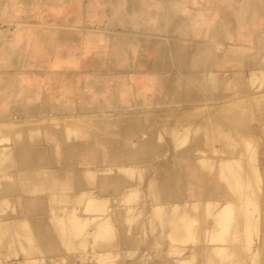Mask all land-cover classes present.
<instances>
[{
  "label": "rangeland",
  "instance_id": "374dc122",
  "mask_svg": "<svg viewBox=\"0 0 264 264\" xmlns=\"http://www.w3.org/2000/svg\"><path fill=\"white\" fill-rule=\"evenodd\" d=\"M241 47L231 53L241 57L252 52L248 62L234 71H219L217 80L204 77L199 87L203 92L172 103L177 107L166 115L165 124H157V117L145 119L150 124L144 135L155 137L156 149L166 138L170 155L105 160L104 140L114 147L122 144L116 139L134 134L130 127L122 133L110 116L103 121L109 126L95 123L85 139L81 131L62 126L8 133V140L0 143L9 147L0 151V264H185L181 261L193 252L202 254L188 264H215L209 257L217 260L216 245L230 248L231 254L235 246L236 251L217 264H245L241 244L247 238L246 263L264 264V31L252 49L243 54ZM254 68L263 71L251 78ZM206 81L209 90L217 88L218 93L207 92ZM227 99L234 103L223 106L222 127L210 130L211 112ZM196 105L203 108L196 110ZM126 147L123 144L122 152ZM221 158L238 159L246 166L245 175L221 174ZM85 168L95 172L85 173ZM162 188L169 193L164 201ZM196 199L216 202L217 208L225 202L241 203L238 222L215 233L213 207L207 220L199 212V219L187 226L183 202ZM244 212L250 219L246 229L240 222ZM94 214L106 215L108 231L97 232L101 218L82 222Z\"/></svg>",
  "mask_w": 264,
  "mask_h": 264
},
{
  "label": "crops",
  "instance_id": "0c3cea01",
  "mask_svg": "<svg viewBox=\"0 0 264 264\" xmlns=\"http://www.w3.org/2000/svg\"><path fill=\"white\" fill-rule=\"evenodd\" d=\"M261 1L0 0V119L114 112L132 117L115 126L134 134L119 146L104 140L105 160L170 155L166 138L156 149L144 135L148 118L165 124L172 103L203 92L204 77L250 60L228 47L252 49L264 31ZM205 89L218 93L208 81Z\"/></svg>",
  "mask_w": 264,
  "mask_h": 264
},
{
  "label": "bare ground",
  "instance_id": "6f19581e",
  "mask_svg": "<svg viewBox=\"0 0 264 264\" xmlns=\"http://www.w3.org/2000/svg\"><path fill=\"white\" fill-rule=\"evenodd\" d=\"M192 3V2H191ZM81 4V3H80ZM55 19V18H54ZM12 30V29H11ZM165 31V30H164ZM0 36L2 37L3 36V32L1 31L0 32ZM223 47V45H222ZM229 46L228 49H229V53L232 52L233 53V50L235 52H237V48L240 47L238 46ZM227 48V47H226ZM234 48V49H233ZM241 49V52H243V54L245 53L244 51H249L247 50L246 48L243 50V47L240 48ZM239 49V51H240ZM243 50V51H242ZM240 52V55L241 56V53ZM239 53V52H238ZM250 53V52H249ZM233 55L236 56V53H234ZM245 55V54H244ZM243 55V56H244ZM238 57V56H236ZM263 70H260V69H256V70H253L251 72V78L253 77H256L258 74L262 73ZM229 103H234V99H229L225 102L222 103V107H220L221 105H219L218 107H216L215 110H213V112H211L212 115V118L211 120L209 121L208 125H209V129H217V130H220V128L222 127V124H223V114L221 113L222 109H223V106H226L228 105ZM194 108L196 110H200L203 108L202 105H196L194 106ZM80 112V111H79ZM114 113V112H113ZM113 113H105V114H91V113H85V114H79V115H70V116H61V117H57V116H43V117H13V118H8V119H0V143H4L6 140H8V133H12L14 132L15 134H18L23 128H28L29 130H32V129H38V128H48V127H55V126H62L64 127L66 130H74V131H81L80 133L82 134V136L85 138H87L89 133L91 131V128L93 127V125L95 123H104L105 125L103 126H109L107 125L106 122H103L106 118H108L109 116L110 117H113V118H116V120H120V115H116V114H113ZM118 117V118H117ZM120 117V118H119ZM223 117V118H222ZM158 121H160L161 123H159ZM157 123L158 124H162V120H159L158 119ZM116 124V123H115ZM114 124V125H115ZM108 128V127H107ZM131 129V128H130ZM10 133V134H11ZM200 143V142H199ZM9 147L6 146L5 144H2L0 145V151H6ZM211 156V155H210ZM222 156V155H221ZM201 158L200 161H207V159H203L202 157H199ZM16 163V162H15ZM6 166V165H5ZM128 166V165H127ZM125 166V167H127ZM130 166V165H129ZM124 167V168H125ZM218 167H219V170L221 172V174H228V175H232V176H235V175H241L243 174V176L245 175V168L246 166H244L242 163H240V161L238 159H234V158H221L219 161H218ZM241 167V168H240ZM240 168V169H239ZM253 170L256 171V168H252ZM108 170H111V169H107L106 171ZM45 172V171H44ZM46 173V172H45ZM91 173H94V172H91ZM48 174V173H47ZM50 176V175H49ZM56 176V175H55ZM48 178V177H47ZM245 178V177H244ZM50 179V178H49ZM261 182V181H260ZM31 184V183H30ZM187 186V185H186ZM144 187V186H143ZM53 194V193H52ZM93 194V193H92ZM91 194V195H92ZM45 195V194H44ZM190 195V194H189ZM163 201L167 198H169V193H168V190L166 189V194L164 193V189H162V195H161ZM249 198V194H247V197L245 200H247ZM161 199V200H162ZM139 201V200H138ZM185 201V200H184ZM175 203V202H174ZM184 204V207H186L187 209H185V212L186 215H187V226L191 224H193V221H195L196 218L199 219L200 215H199V212H202V218H204L203 220H207L209 218V214H210V210L211 208L213 207H216L218 205V203L216 202H213V201H210V200H206V199H196L192 202H183ZM163 205V204H162ZM241 206V203H234V202H225V203H222L220 204V206L217 208L216 207V210L215 212L213 213V216H214V221H215V227L217 229H215V233L217 230H221V227H222V230L224 228V226H230L231 225H235L236 222V215L237 213L240 212V207ZM201 209V210H200ZM246 209V208H245ZM246 213H247V210H245ZM68 212L70 213H73L74 212V209H71L69 210ZM244 212V214L242 215V220L240 222H242L243 226H244V229H246V227L248 226V221L250 219L249 216ZM246 216H248V218H246ZM93 217H98V218H101V222L102 224L100 226H98L97 229V232H106L109 230V224L107 222V217L106 215H103V214H94L92 215L91 217L85 219V221H83L82 219V222H87V221H91V219ZM207 218V219H206ZM14 219V217H13ZM44 219V218H43ZM202 220V221H203ZM238 220V219H237ZM44 221V220H43ZM23 222V219L20 220V223ZM48 222V221H47ZM196 223V222H195ZM194 223V224H195ZM198 223V221H197ZM204 222H202L203 224ZM207 222L205 221L204 224H206ZM2 225H8L6 221H2L1 222ZM200 224V223H198ZM200 226H202L200 224ZM229 227V228H230ZM234 227V226H233ZM51 229V228H50ZM221 230V232H223ZM225 230V228H224ZM228 230V228L226 229ZM248 230V229H247ZM246 230V231H247ZM218 232V231H217ZM221 232H220V235H221ZM206 234V232H205ZM223 234V233H222ZM226 235V231L224 233ZM223 234V236L225 237V235ZM248 236L249 234L246 233ZM218 235V236H220ZM146 237V236H145ZM221 237V236H220ZM249 237V236H248ZM63 238V237H61ZM222 238V237H221ZM66 239V238H65ZM246 239V238H245ZM149 240V239H148ZM231 241H233L231 239ZM230 241V242H231ZM248 238L246 240V242H244L242 245V248L241 246L239 245L238 248L236 247L237 250H239V248H241V255L243 254V257L241 256V260L243 258V263L247 264V259H246V256H248L247 253L248 250H249V246H248ZM67 242V241H66ZM229 242V241H228ZM229 242V243H230ZM71 244V243H70ZM69 244V245H70ZM232 245V244H231ZM229 244V246H231ZM72 246V245H71ZM140 246V245H139ZM233 246H231L232 248ZM7 248V247H6ZM213 251L215 252V259L213 258H210L209 257V262H214L215 264L219 263L220 261H225V259H229L231 258V255L234 256V254L236 253L235 251V246L233 248V251H232V254H231V249L228 248V247H222L221 245H216L213 247ZM15 249V248H14ZM156 249V248H155ZM33 250V249H32ZM202 251V250H201ZM74 252V251H73ZM200 253V251L198 252ZM196 253H192L189 257V259H184L182 260L181 262L182 263H185V264H188L190 263L192 260L195 259L196 255H201V254H196ZM238 254H239V251H238ZM237 256H240L238 255ZM37 255V254H36ZM31 256V255H30ZM232 256V258H233ZM42 257V256H41ZM217 262V263H216ZM226 262V261H225ZM227 264V263H226Z\"/></svg>",
  "mask_w": 264,
  "mask_h": 264
}]
</instances>
